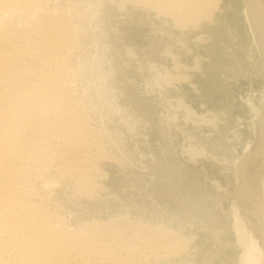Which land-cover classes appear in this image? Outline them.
Returning a JSON list of instances; mask_svg holds the SVG:
<instances>
[{"label": "clouds", "instance_id": "obj_1", "mask_svg": "<svg viewBox=\"0 0 264 264\" xmlns=\"http://www.w3.org/2000/svg\"><path fill=\"white\" fill-rule=\"evenodd\" d=\"M218 2L0 0V264H264V208L202 181L173 133L188 105L160 70L211 42ZM237 48L226 79L264 75V52ZM205 116L233 146L201 155L227 174L264 127V88Z\"/></svg>", "mask_w": 264, "mask_h": 264}, {"label": "rangeland", "instance_id": "obj_2", "mask_svg": "<svg viewBox=\"0 0 264 264\" xmlns=\"http://www.w3.org/2000/svg\"><path fill=\"white\" fill-rule=\"evenodd\" d=\"M243 6L245 7L243 0H223V11L217 12L215 21L208 29L210 34H212V42L207 43L202 41V44L201 41L195 39L187 40L182 47L181 55L175 59L166 57L162 61L163 68L160 69L161 71L166 70L173 76L175 75L174 77L177 76V79L173 80L172 85L167 87V92L174 96H183L188 105L186 113H182V118L177 121L173 129L174 135L178 141L184 142L186 150H188L187 152H189L191 148L192 151L194 148L191 156L201 157L199 162L195 165V169L204 183L220 190L227 188L228 191L234 194L236 187L235 166L230 172L225 174L222 164L212 160H205L201 155L203 151L201 147L202 144L213 146L217 153L229 155L233 146L232 142L229 140V134L223 125L202 123V120L206 118L205 114L215 111L226 99L240 107H245V100L249 97H251L253 101L258 102L261 89L264 88V75H261L258 65L250 69L247 75L239 79H226L228 75L226 74L228 73L227 69L232 64L230 58L234 50L239 54L237 46L243 48L251 47L257 51L256 45L252 40L249 25L247 21H245ZM243 29L246 30L241 31ZM139 43L142 45L145 42L141 40ZM240 43H242V45ZM129 46L132 48L133 52L138 53V47L135 43H130ZM174 46L177 48L181 47L179 44L173 42V52L177 49ZM197 54L200 56L207 55L208 57H212H210L211 59L208 61L210 67L212 66L211 70L203 73V75L193 70L194 58ZM200 63L204 64L205 61L201 60ZM175 66L178 68L176 69ZM133 67H135V61H133ZM174 69H176V71ZM186 76L187 78L185 79ZM209 83L211 85H209ZM130 87L133 89L135 88V79L133 83L130 84ZM185 115L186 117L188 116L186 119L183 118ZM151 139L152 138H150L149 142H151ZM254 139L255 136L252 137V142ZM237 151H239V149ZM190 153L191 152H189V154ZM242 154H244V152H242L240 156ZM222 207L224 210H228L227 201L222 203Z\"/></svg>", "mask_w": 264, "mask_h": 264}, {"label": "bare ground", "instance_id": "obj_3", "mask_svg": "<svg viewBox=\"0 0 264 264\" xmlns=\"http://www.w3.org/2000/svg\"><path fill=\"white\" fill-rule=\"evenodd\" d=\"M245 3V21L249 25L252 40L258 52H264V0H243ZM223 0H219L209 9L212 21H215L217 12H222ZM230 6V5H228ZM227 9V8H226ZM240 13V12H239ZM237 14V13H236ZM244 15V14H243ZM218 21V20H217ZM241 22V21H240ZM213 24V23H212ZM248 28V26H247ZM246 28V29H247ZM245 29V30H246ZM220 30V29H219ZM244 29L241 31H245ZM209 31V30H208ZM248 31V30H247ZM221 32V30H220ZM218 33V32H216ZM241 33V32H240ZM245 33V32H243ZM247 33V32H246ZM249 34V33H248ZM212 35V34H211ZM219 35V34H218ZM215 36V35H214ZM243 36V35H242ZM240 36V37H242ZM245 37V36H244ZM243 37V38H244ZM213 39V38H212ZM237 40V39H236ZM246 41V40H245ZM197 42V41H196ZM202 42V41H201ZM204 42V41H203ZM202 42V44H203ZM212 42V41H211ZM228 42V40H227ZM195 43V42H194ZM200 43V42H199ZM208 43V42H207ZM235 43V42H234ZM242 45V43H240ZM247 44V43H246ZM207 45V44H206ZM253 45V44H252ZM213 46V45H212ZM176 47V46H174ZM188 47V46H186ZM191 47V46H190ZM208 47V46H207ZM214 47V46H213ZM177 48V47H176ZM202 49V48H201ZM208 49V48H207ZM237 49V48H236ZM254 49V48H253ZM175 50V49H174ZM188 50V48H187ZM210 50V49H209ZM235 51V50H234ZM218 53V52H216ZM189 54V52H188ZM181 55V54H180ZM179 55V56H180ZM210 55V54H209ZM207 56V55H206ZM213 56V55H212ZM211 57V56H210ZM222 57V56H221ZM225 57V56H224ZM172 58V57H170ZM212 58V57H211ZM210 58V59H211ZM173 60V59H172ZM181 60V59H180ZM225 60V59H224ZM231 60V58H230ZM227 61V60H226ZM224 62V61H223ZM189 64V63H188ZM212 64V63H211ZM219 64V63H218ZM220 65V64H219ZM178 66V65H177ZM181 66V65H180ZM226 66V65H225ZM176 67V66H175ZM212 67V66H211ZM214 67V66H213ZM174 68V66H173ZM178 67H176L177 69ZM180 68V67H179ZM259 68V67H258ZM172 69V68H171ZM176 69H174L176 71ZM221 69V68H220ZM225 70V69H224ZM257 71V70H256ZM260 71V70H259ZM185 72V70H184ZM187 72V71H186ZM255 72V71H253ZM215 73V72H214ZM217 73V72H216ZM213 74V73H211ZM210 74V75H211ZM223 74V73H222ZM228 74V73H226ZM255 74V73H254ZM188 75V74H187ZM203 75V74H202ZM217 75V74H216ZM175 76V75H174ZM183 76V75H182ZM224 76V75H223ZM255 76V75H254ZM177 77V76H176ZM181 77V76H180ZM217 77V76H216ZM184 78V77H183ZM187 76L185 77V79ZM214 78V77H213ZM218 78V77H217ZM179 81V80H178ZM214 82V81H213ZM173 83V82H172ZM209 85H211L209 83ZM189 110V109H188ZM199 116V115H198ZM188 117V116H187ZM195 117V116H194ZM197 117V116H196ZM201 117V116H199ZM198 117V118H199ZM185 119V118H184ZM199 123V122H198ZM208 124V123H207ZM254 137V136H253ZM191 148V147H190ZM192 149V148H191ZM189 152L190 155L192 151ZM188 151V150H187ZM188 152V153H189ZM193 156V155H192ZM236 187L235 194L237 204H244L251 201L257 210L264 208L260 199L261 180L264 179V127L261 123L256 125L255 139L247 151L242 154L235 163ZM234 176V175H233Z\"/></svg>", "mask_w": 264, "mask_h": 264}]
</instances>
